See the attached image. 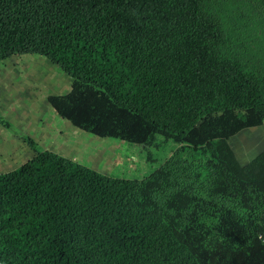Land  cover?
Here are the masks:
<instances>
[{
	"label": "trees",
	"instance_id": "obj_1",
	"mask_svg": "<svg viewBox=\"0 0 264 264\" xmlns=\"http://www.w3.org/2000/svg\"><path fill=\"white\" fill-rule=\"evenodd\" d=\"M259 10L264 0H251ZM239 0H0V60L37 55L69 80L47 102L99 139L177 145L112 178L33 149L0 173V264H264V42ZM248 33V31H246Z\"/></svg>",
	"mask_w": 264,
	"mask_h": 264
},
{
	"label": "rangeland",
	"instance_id": "obj_2",
	"mask_svg": "<svg viewBox=\"0 0 264 264\" xmlns=\"http://www.w3.org/2000/svg\"><path fill=\"white\" fill-rule=\"evenodd\" d=\"M239 2L241 3L240 12L242 13L244 34L258 35V37L263 38L264 42V5H261L259 10H254L251 0H239ZM27 57H33L40 64L43 63V66H35V72L40 74L43 70V76H49L48 80L41 84V88L35 89V91L32 90V83L25 81L26 68L22 64L28 60L26 55L0 60V138L1 135L10 136L13 142L12 146L4 144L2 148L7 150L16 149L20 145L19 138L27 135L29 131L26 126H18V120L14 115L8 117L5 115L7 110L4 111L3 107L7 104L3 103L1 98L30 97L32 94L34 97H47L51 94H64L69 89V82L58 67L49 64L46 59L37 55H27ZM24 86H27L28 89L18 90ZM22 107V103L19 102L17 110L21 111ZM39 107L43 113L32 119L30 125L32 132L52 126V130L63 132L68 137L63 140L62 151L57 152L56 142L48 139L40 143L34 142L33 149L36 151L52 150L54 153L64 155L112 178L140 180L158 168L177 148L176 144L159 138V136L154 140L152 138L151 144L146 145L129 144L108 138L97 139L90 134L77 130L59 118L45 103L40 104ZM246 137L247 135L243 136L244 141Z\"/></svg>",
	"mask_w": 264,
	"mask_h": 264
},
{
	"label": "crops",
	"instance_id": "obj_3",
	"mask_svg": "<svg viewBox=\"0 0 264 264\" xmlns=\"http://www.w3.org/2000/svg\"><path fill=\"white\" fill-rule=\"evenodd\" d=\"M26 58H28V60L24 61L25 63L22 64L24 68H26V72L24 75L26 76L25 81L27 83L30 81L33 86L32 90L35 91V89L41 88V84L44 81H47L48 77L43 76L44 75L43 70L40 74L34 71L35 66L37 65L43 66V63L40 64V62L34 59L33 57L26 56ZM45 66H47V64H45ZM26 89H28V87L24 86L23 88H19L18 90L23 91ZM1 99L3 103L7 104L4 107L3 105H1L4 111L7 110V113H5V115L7 117L9 115H14V117H16V119L18 120V126L20 125L26 126L29 133L27 135H24L22 138H19L20 145L16 149H9V150L2 147L4 146V144H9L10 146H12L13 142L10 136L8 137L1 135L0 173L12 171L15 168L19 167L20 165H22L28 159H30L33 153L32 150L29 148V146L25 143V139L27 138L36 143H40L46 139L55 141L57 144L56 151L57 152H59V150L62 151L61 145L63 144V140L67 139L68 137L67 134L63 132H59L57 130L56 131L52 130V126L50 128L44 127L40 130H35L33 132L30 127L32 119L36 118L37 116L43 113L39 105L45 103L46 106L47 105L49 106L47 102V97H41V96L34 97L32 94L30 97H5ZM19 102H21L23 106L21 111L17 110ZM245 135H247V137L245 138L244 141L243 136ZM70 141L72 140L70 139ZM230 144L232 146V149L234 150V153L239 163L240 164L248 163L257 154H259L260 152H264V126L248 129L246 131L237 134L236 136L230 139ZM246 145L247 147L244 148V146Z\"/></svg>",
	"mask_w": 264,
	"mask_h": 264
},
{
	"label": "clouds",
	"instance_id": "obj_4",
	"mask_svg": "<svg viewBox=\"0 0 264 264\" xmlns=\"http://www.w3.org/2000/svg\"><path fill=\"white\" fill-rule=\"evenodd\" d=\"M27 56V55H26ZM15 58V57H14ZM49 77V76H48ZM66 78V77H65ZM67 79V78H66ZM67 81L69 82V80L67 79ZM59 95V94H58ZM97 139H99V138H97ZM26 143V142H25ZM41 151H43V150H41ZM48 151V150H47ZM50 152H52V151H50ZM33 153V152H32ZM54 153V152H53ZM57 154V153H56ZM59 155V154H58ZM61 156V155H60ZM63 157H65V156H63ZM65 158H67V157H65ZM69 159V158H68ZM71 160V159H70ZM73 161V160H72ZM74 162H76V161H74ZM80 164V163H79ZM82 165V164H81ZM21 166V165H20ZM6 173V172H5ZM264 235V234H263ZM263 241V240H262Z\"/></svg>",
	"mask_w": 264,
	"mask_h": 264
},
{
	"label": "built area",
	"instance_id": "obj_5",
	"mask_svg": "<svg viewBox=\"0 0 264 264\" xmlns=\"http://www.w3.org/2000/svg\"><path fill=\"white\" fill-rule=\"evenodd\" d=\"M262 240H263V242H264V235H263V237H262Z\"/></svg>",
	"mask_w": 264,
	"mask_h": 264
}]
</instances>
